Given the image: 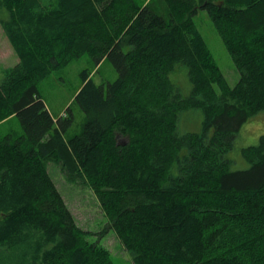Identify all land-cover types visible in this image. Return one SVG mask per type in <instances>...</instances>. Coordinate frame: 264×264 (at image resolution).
Returning <instances> with one entry per match:
<instances>
[{
  "label": "trees",
  "instance_id": "1",
  "mask_svg": "<svg viewBox=\"0 0 264 264\" xmlns=\"http://www.w3.org/2000/svg\"><path fill=\"white\" fill-rule=\"evenodd\" d=\"M206 11L240 78L231 87L195 22ZM19 62L0 70V264H114L91 242L48 171L61 163L95 193L133 264H264V135L232 169L226 154L264 112V0H0ZM84 56L112 62L114 82L83 71L86 121L54 120L39 84ZM188 70L184 96L170 75ZM219 89V91L217 90ZM200 109V133H179Z\"/></svg>",
  "mask_w": 264,
  "mask_h": 264
},
{
  "label": "rangeland",
  "instance_id": "2",
  "mask_svg": "<svg viewBox=\"0 0 264 264\" xmlns=\"http://www.w3.org/2000/svg\"><path fill=\"white\" fill-rule=\"evenodd\" d=\"M195 22L229 85L234 87L239 81V72L207 12L199 10L195 16ZM15 61L14 51L9 46L0 26V65L10 67ZM83 71H88L98 85L114 82L119 76L111 61L104 60L97 65L92 57L84 56L54 72L39 84V93L55 121L63 117L66 119L69 116L73 117V124L67 137L81 133L86 121L84 112L75 101V95L83 83L81 77ZM170 77L178 91L184 96L190 95L192 86L188 70L183 64H178ZM217 90L219 91L218 88ZM203 121L204 114L200 109L184 112L180 117L179 133H200L203 129ZM3 131L6 134L20 135L22 129L18 118L2 126L0 136H5ZM262 135H264V112L252 117L243 126L234 142L233 149L226 154V158L232 162V169L245 170L250 167V163L244 158L243 149L258 145ZM48 171L77 225L89 233V240L99 242L106 248L114 264H133L131 255L125 250L115 233L110 230L104 233L108 226L107 219L93 190L82 179H71L61 163L50 162Z\"/></svg>",
  "mask_w": 264,
  "mask_h": 264
},
{
  "label": "crops",
  "instance_id": "3",
  "mask_svg": "<svg viewBox=\"0 0 264 264\" xmlns=\"http://www.w3.org/2000/svg\"><path fill=\"white\" fill-rule=\"evenodd\" d=\"M5 37H6V36H5ZM6 39H7V42H8V44H9V46H10L11 49L13 50V48H12V46H11V44H10V42H9V40H8L7 37H6ZM13 51H14V50H13ZM14 55H15V57H16V61H15V63L13 64V66H15V65L19 62V59H18V57L16 56L15 52H14ZM13 66H10V67H13ZM3 68H8V67H3V66L0 65V70L3 69ZM15 118H16V117H12V118H10L9 120H7V121L1 123V124H0V130H1L2 126H4L5 124H7L8 122L12 121V120L15 119ZM9 132H10V131H9ZM2 133H4V131H3ZM4 134L7 135V134H9V133H7V134L4 133Z\"/></svg>",
  "mask_w": 264,
  "mask_h": 264
}]
</instances>
